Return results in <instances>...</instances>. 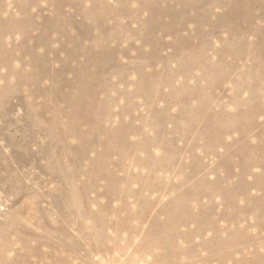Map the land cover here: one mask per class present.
Masks as SVG:
<instances>
[{"label": "rangeland", "instance_id": "374dc122", "mask_svg": "<svg viewBox=\"0 0 264 264\" xmlns=\"http://www.w3.org/2000/svg\"><path fill=\"white\" fill-rule=\"evenodd\" d=\"M0 264H264V0H0Z\"/></svg>", "mask_w": 264, "mask_h": 264}]
</instances>
